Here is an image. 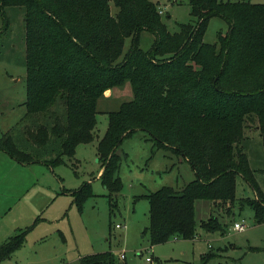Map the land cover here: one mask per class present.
<instances>
[{
    "label": "trees",
    "instance_id": "1",
    "mask_svg": "<svg viewBox=\"0 0 264 264\" xmlns=\"http://www.w3.org/2000/svg\"><path fill=\"white\" fill-rule=\"evenodd\" d=\"M188 4L191 20L170 31L152 0H0L2 28L9 22L5 8L22 11L25 69L23 112L0 134V150L18 163L62 162L77 143L93 138L103 91L128 81L131 97L106 110L96 142L98 178L110 207L111 193L121 187L116 147L136 129L147 132L156 147L180 154L194 173L178 189L161 186L143 195L150 244L193 238L196 198L228 213L236 174L254 193L240 204L264 223V195L240 145L254 122L264 154V0ZM211 16L223 19L226 29L206 42ZM141 31L152 34L147 48L139 45ZM70 194L79 206L90 195L88 182ZM224 225L214 214L199 222L205 232L223 233ZM25 231L0 243V260L20 245ZM217 255L208 249L193 264H220L210 263ZM79 263L120 264L109 249L83 254Z\"/></svg>",
    "mask_w": 264,
    "mask_h": 264
},
{
    "label": "rangeland",
    "instance_id": "2",
    "mask_svg": "<svg viewBox=\"0 0 264 264\" xmlns=\"http://www.w3.org/2000/svg\"><path fill=\"white\" fill-rule=\"evenodd\" d=\"M152 1L170 31L177 29V23L191 20L188 0ZM4 10L9 22L2 28L0 14V133L13 126L22 114L25 88L22 11ZM225 29L223 19L211 16L202 38L212 42L216 33ZM151 39V33L141 31L139 45L147 48ZM128 43L126 37L122 52ZM115 88L111 96L97 99L93 138L77 143L71 157L63 156L62 162L53 165L40 161L17 163L13 158L5 165L0 159V243L26 230L20 245L0 264H80L81 255L107 249L120 264H193L208 249L219 254L210 263L264 264V223L255 222L251 207L240 204L241 198L254 193L239 174L235 175V199L228 213H224V208L218 211L207 199L196 198L195 237L149 243L148 203L143 195L161 186L178 189L193 179L194 173L180 154L156 147L142 129L123 137L116 147L121 187L111 193L114 205L110 207L106 190L96 175V142L106 127V110L115 109L120 101L131 97L128 82ZM244 137L240 145L264 195V154L254 122L244 129ZM84 181L89 184L90 195L77 206L70 192ZM210 214L225 222L223 233L205 232L199 226L200 220ZM233 221L245 226L242 230L232 229ZM120 251L122 259L118 257Z\"/></svg>",
    "mask_w": 264,
    "mask_h": 264
},
{
    "label": "crops",
    "instance_id": "3",
    "mask_svg": "<svg viewBox=\"0 0 264 264\" xmlns=\"http://www.w3.org/2000/svg\"><path fill=\"white\" fill-rule=\"evenodd\" d=\"M125 82H128V81H125ZM124 82V83H125ZM123 83V84H124ZM129 83V82H128ZM122 84V85H123ZM115 87H117V86H112V87H109V88H106L104 91H103V94H102V96L103 97H109V96H111L112 94H113V92L115 93L116 92V90H113V89H116ZM2 133V132H1ZM0 133V134H1ZM263 151V150H262ZM0 155H2V156H0V159H1V161H2V163L3 164H7V163H11L10 162V160H8V159H11V157L10 156H8L5 152H3L2 150H0ZM7 156V157H6ZM15 161V160H14ZM18 163V162H17ZM100 173V167L97 169V171H96V175H98ZM233 222H235V221H233ZM239 222V221H238ZM231 228H232V226H231ZM233 229V228H232ZM236 230V229H235ZM242 230V229H241ZM195 235H196V232H195ZM195 237V236H194ZM171 238H177V236L176 237H171ZM170 239V238H169Z\"/></svg>",
    "mask_w": 264,
    "mask_h": 264
},
{
    "label": "built area",
    "instance_id": "4",
    "mask_svg": "<svg viewBox=\"0 0 264 264\" xmlns=\"http://www.w3.org/2000/svg\"><path fill=\"white\" fill-rule=\"evenodd\" d=\"M158 12L160 13V10H159V9H158ZM114 225H115L116 227L120 226L119 223H115ZM123 226H124V225H123ZM244 226H245V225H244V223H242V222L235 221V222L232 223V228H233V229H236V230H241V229H243ZM118 257L121 258V259L124 257L122 251L119 252ZM145 259H146V260H149V257L146 256Z\"/></svg>",
    "mask_w": 264,
    "mask_h": 264
}]
</instances>
